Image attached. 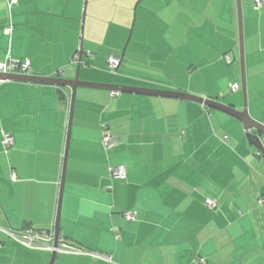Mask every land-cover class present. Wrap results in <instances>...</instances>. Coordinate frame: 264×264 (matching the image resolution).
<instances>
[{
  "label": "crops",
  "instance_id": "crops-1",
  "mask_svg": "<svg viewBox=\"0 0 264 264\" xmlns=\"http://www.w3.org/2000/svg\"><path fill=\"white\" fill-rule=\"evenodd\" d=\"M259 1L255 8V0H240V13L247 111L264 125ZM7 56L27 59L40 78L77 74L81 82L242 107L234 96L236 0H16L10 8L0 0V62ZM109 56L119 60L116 73L107 70ZM61 88L63 96L49 84H0V264L50 262V252L6 231L55 224L71 101ZM237 121L194 102L78 88L59 237L111 262L56 254L53 264H264V158L238 144ZM102 124L116 138L112 150L103 146ZM3 135L12 138L8 148ZM118 166L123 180L110 178ZM130 211L136 218L127 221Z\"/></svg>",
  "mask_w": 264,
  "mask_h": 264
},
{
  "label": "water",
  "instance_id": "water-1",
  "mask_svg": "<svg viewBox=\"0 0 264 264\" xmlns=\"http://www.w3.org/2000/svg\"><path fill=\"white\" fill-rule=\"evenodd\" d=\"M236 4H237V17H238V51H239V63H240V76H241V92H242V97H243V105H242L241 111H237L227 105L220 104L210 99H206L203 97H198V96H194L190 94H183V93H177V92H163V91H157V90H147V89H140V88L124 87V86L81 82L79 81L77 74L75 78L71 81L54 79V78H40L38 76L0 75V80L2 82L13 81V82H30V83H39V84H49V85H54L57 87L68 88L70 90L71 101H70V106H69L68 128H67V135H66V149L64 153L62 177L60 181L58 209H57L56 220L54 224L55 239H56L55 245L57 243V238L59 236V214H60V203H61V197H62V191H63L64 170H65L66 154H67V143H68V139L70 135L69 134L70 127L72 123V114H73L75 94L78 88L104 90V91L112 92L114 94L125 93V94L160 96V97L173 98L176 100H184V101L201 104L209 109L222 112L238 120L243 127L244 136H245V140L247 141V143L257 152L259 156L264 158V143L261 139L262 137H264V125L253 120L249 116L248 111H247V96H246L244 57H243L240 0H236ZM83 55L84 53L82 51L78 52V57H77L78 64L81 63V58ZM55 258H56V254L55 252H52L49 264H53Z\"/></svg>",
  "mask_w": 264,
  "mask_h": 264
},
{
  "label": "built area",
  "instance_id": "built-area-1",
  "mask_svg": "<svg viewBox=\"0 0 264 264\" xmlns=\"http://www.w3.org/2000/svg\"><path fill=\"white\" fill-rule=\"evenodd\" d=\"M16 4V0H8V7ZM261 5V1L255 0V8ZM12 31L11 26L4 28V34L9 35ZM77 59V55L74 57ZM119 61L113 56H109L107 59L108 68L114 70L117 68ZM60 72H57V75ZM61 74V73H60ZM0 75H17V76H35L30 63L27 59H14L10 57L4 58L0 62ZM3 83L0 80V84ZM238 90L236 84L230 85V91L235 92ZM113 95H116L112 93ZM102 131V143L105 150H112L116 144V138L110 132H108V127L105 124L101 125ZM2 144L4 148H8L12 144V138L9 135H3ZM110 178L113 180H123L126 178L127 172L124 166H118L116 168L109 169ZM264 202V197H262L258 203ZM205 205L213 209L215 208V202L212 200H206ZM136 211H130L125 213L123 216L127 221H132L136 218ZM114 236L116 240H119L118 230H114ZM6 234L18 241L23 246L30 249L46 250L50 253L55 252V254H71L77 256H89L95 260H101L105 262H111V258L101 253L95 251H86L75 245H71L67 240L62 237L57 238V243L55 245V231L54 226L44 229H34V228H24L20 231L7 230ZM204 264V263H203Z\"/></svg>",
  "mask_w": 264,
  "mask_h": 264
},
{
  "label": "rangeland",
  "instance_id": "rangeland-1",
  "mask_svg": "<svg viewBox=\"0 0 264 264\" xmlns=\"http://www.w3.org/2000/svg\"><path fill=\"white\" fill-rule=\"evenodd\" d=\"M245 65V64H244ZM244 68H245V66H244ZM238 74H239V79H238V86H239V90L237 91V94H235L234 96H238V101H237V105H243V97H242V92H241V76H240V73H239V71H238ZM229 96V95H228ZM242 107H240V108H236L235 110H237V111H241L242 109H241ZM234 119V118H233ZM234 120H236V119H234ZM237 121V120H236ZM238 122V124H240V127H241V129H240V131L238 132V135L240 136V139H239V141H238V144L239 145H241L242 146V148H243V145L244 144H246V140H245V136H244V132H243V127H242V125H241V123L239 122V121H237ZM216 133H218L217 131H216ZM217 135V134H216ZM262 140L264 139V137H262L261 138ZM264 141V140H263ZM243 142V143H242ZM230 143H232V142H229V144ZM248 144V143H247ZM239 147V146H238ZM224 148H226L225 146H224ZM227 149V148H226ZM228 151H229V149H227Z\"/></svg>",
  "mask_w": 264,
  "mask_h": 264
},
{
  "label": "trees",
  "instance_id": "trees-1",
  "mask_svg": "<svg viewBox=\"0 0 264 264\" xmlns=\"http://www.w3.org/2000/svg\"><path fill=\"white\" fill-rule=\"evenodd\" d=\"M261 3H262V1H261ZM77 55V57H78V53L76 52L75 54H74V57ZM119 61V60H118ZM118 67V66H117ZM107 68H108V65H107ZM109 72H111V73H116V70H117V68L116 69H114V70H111V69H107ZM58 88V90H60L59 92H60V94L62 95L63 93H62V89L63 88H61V87H57ZM63 96V95H62ZM106 125V124H105ZM107 126V125H106ZM261 157V156H260ZM70 243V242H69ZM71 245H73L72 243H70Z\"/></svg>",
  "mask_w": 264,
  "mask_h": 264
},
{
  "label": "flooded vegetation",
  "instance_id": "flooded-vegetation-1",
  "mask_svg": "<svg viewBox=\"0 0 264 264\" xmlns=\"http://www.w3.org/2000/svg\"><path fill=\"white\" fill-rule=\"evenodd\" d=\"M261 138V137H260Z\"/></svg>",
  "mask_w": 264,
  "mask_h": 264
}]
</instances>
